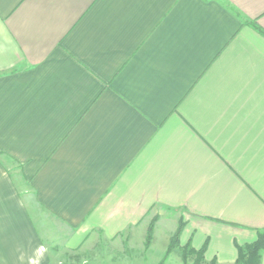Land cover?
Wrapping results in <instances>:
<instances>
[{
	"label": "crops",
	"instance_id": "0c3cea01",
	"mask_svg": "<svg viewBox=\"0 0 264 264\" xmlns=\"http://www.w3.org/2000/svg\"><path fill=\"white\" fill-rule=\"evenodd\" d=\"M252 22L264 0H0V264L141 242L154 217L236 264L264 230Z\"/></svg>",
	"mask_w": 264,
	"mask_h": 264
},
{
	"label": "rangeland",
	"instance_id": "374dc122",
	"mask_svg": "<svg viewBox=\"0 0 264 264\" xmlns=\"http://www.w3.org/2000/svg\"><path fill=\"white\" fill-rule=\"evenodd\" d=\"M33 196V193L30 195ZM33 198V197H32ZM157 217L154 221V229L151 238L148 239V228L152 222L150 221L144 241L131 243L129 239H122L119 242L100 241L95 248L89 249L84 254L73 255L74 259L62 258L58 260L59 264H69L71 261H78L77 264H212V260L208 261L205 258L199 259L197 254H189L186 260H183L182 249L177 247L170 253L167 250L170 246V240L173 232L168 240V233L171 228L170 223L167 226L161 227L159 234L154 237V230ZM114 257V259H112Z\"/></svg>",
	"mask_w": 264,
	"mask_h": 264
},
{
	"label": "trees",
	"instance_id": "16d2710c",
	"mask_svg": "<svg viewBox=\"0 0 264 264\" xmlns=\"http://www.w3.org/2000/svg\"><path fill=\"white\" fill-rule=\"evenodd\" d=\"M252 25L262 33H264V29L257 25L255 22H252ZM156 218L157 217H155V219ZM154 221L152 220L148 228V239H150L151 235L153 234ZM184 227L185 222L183 220H179L178 226L171 237L170 246L167 250V253H170L171 251H173V249L179 247L182 249V257L184 261L186 260L188 253L197 254L199 259H204L207 243L200 249H196L191 244V242H188L185 245H181L180 237ZM237 249L238 257L236 259V264H262V251L264 250V230L258 231L257 239L254 242L246 243L244 245L237 244ZM211 263L217 264V260L213 259Z\"/></svg>",
	"mask_w": 264,
	"mask_h": 264
}]
</instances>
